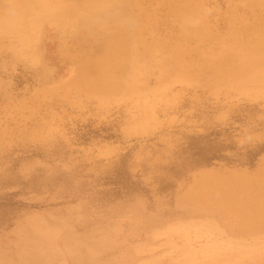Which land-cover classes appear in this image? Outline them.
<instances>
[{
	"label": "rangeland",
	"instance_id": "rangeland-1",
	"mask_svg": "<svg viewBox=\"0 0 264 264\" xmlns=\"http://www.w3.org/2000/svg\"><path fill=\"white\" fill-rule=\"evenodd\" d=\"M13 4L0 264H264V0Z\"/></svg>",
	"mask_w": 264,
	"mask_h": 264
},
{
	"label": "crops",
	"instance_id": "crops-1",
	"mask_svg": "<svg viewBox=\"0 0 264 264\" xmlns=\"http://www.w3.org/2000/svg\"><path fill=\"white\" fill-rule=\"evenodd\" d=\"M16 0H1L2 3H0V5H4L2 7H0V30L4 31H9L10 33H13L14 31V28L17 26V23L14 25V23L16 22L15 19H13L12 17H10V15L12 14L9 10V6H16L15 4H13ZM4 2V4H3ZM7 5V6H5ZM9 5V6H8ZM28 2L25 1V2H22L21 4V10H22V13L24 14H27L28 15ZM33 5L32 7H30V12L33 11ZM31 14H34L33 12ZM7 16L9 17L10 21L9 20H6ZM33 27H31L30 31H32ZM33 32V31H32ZM50 251L52 253L55 254V252H58L57 249H53L51 248Z\"/></svg>",
	"mask_w": 264,
	"mask_h": 264
},
{
	"label": "bare ground",
	"instance_id": "bare-ground-1",
	"mask_svg": "<svg viewBox=\"0 0 264 264\" xmlns=\"http://www.w3.org/2000/svg\"><path fill=\"white\" fill-rule=\"evenodd\" d=\"M224 233V232H223ZM228 242V241H227ZM248 245V244H247ZM195 249V248H194ZM136 251V250H135ZM189 255V254H188ZM263 260V259H262ZM150 262V261H149ZM245 262V261H244ZM256 262V261H255ZM263 263V262H262ZM250 264V263H249Z\"/></svg>",
	"mask_w": 264,
	"mask_h": 264
}]
</instances>
